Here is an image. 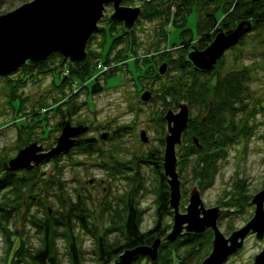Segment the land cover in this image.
Segmentation results:
<instances>
[{"label": "rangeland", "instance_id": "1", "mask_svg": "<svg viewBox=\"0 0 264 264\" xmlns=\"http://www.w3.org/2000/svg\"><path fill=\"white\" fill-rule=\"evenodd\" d=\"M28 1L31 0H0V15ZM204 1L197 0L194 10L186 15L185 28L190 29L194 37L197 35L194 12L198 16ZM222 2L223 0H217V5ZM125 5L141 6L143 12L147 9L144 0H128ZM111 10V4H106L104 15L98 23L104 27L101 30L104 32V41L99 31L91 37L86 48V68L93 70L90 75L85 73L75 76L78 72L72 73V65L65 59L63 67L59 68L57 65L62 61V55L54 53L43 66H21L7 80L0 79V178L3 175L2 162L14 157L29 143L33 142L35 148L42 147L35 150V153L44 152V147L47 150L54 147L61 132L60 123L66 118H69L70 126H87L83 133L75 137L82 140L95 138L94 148L101 151L90 153L87 146L81 144L51 158L53 160L39 163L33 173L36 176L35 183L37 182L35 194L45 208L54 209L50 212L53 215L57 214L59 200H66L67 193L71 197L79 193L91 209L86 219L95 225L99 233H102L103 225L108 221L106 213H103L105 205L109 203L116 206L125 190L135 186L142 188L138 193L141 229L147 230L155 225L157 173L154 164L140 163L138 159L143 158L148 150L158 148L162 132L166 130V126L161 125L155 113L162 108L163 100L160 96L166 85L172 83L176 86L182 76L179 68L174 66L165 77L157 79V63L162 57L171 59L172 55H175L173 63H179V52L173 45L186 39L179 36L181 28L166 26L168 46L165 48L169 49L165 51L164 48L162 56H156L152 54L156 50L152 46L158 34V22L140 17L133 34L123 37L122 28L111 25L108 21ZM241 19L243 15L240 14L231 25L234 26ZM123 39L134 42L137 49L135 56L132 50L127 49L125 53H115L120 48L118 43ZM191 41L195 43V40ZM110 44L117 47L106 57ZM230 70L247 72L249 98L246 110L238 117L235 131L231 133L233 141L227 146V158L218 162L216 174L209 178L208 172L204 171L195 184H192L187 168L180 176L181 161L178 159L186 160L193 146L189 128L186 139L176 148L177 156L180 157L177 159L176 170L182 183L179 210L183 212L188 204L190 190L197 186L205 207L233 209L228 210L229 214L226 211L217 220L219 229L226 237L253 216L254 204L250 200L258 191L264 189V26L251 30L242 42L225 51L216 69L209 73L212 78L211 86L216 74ZM64 78H68L67 82H64ZM144 88L152 90L155 100L145 104L140 102L139 94ZM178 97L179 93L175 88L174 95L169 96L168 101H177ZM141 130L146 132V142L140 139ZM104 133L108 134L106 138L102 137ZM134 156L137 161L132 159ZM136 163L140 166L137 167ZM118 165L125 167L119 169ZM20 171L22 170L16 172ZM137 173L139 177L134 180ZM22 194L27 198L34 192L25 189ZM230 204L234 206L230 207ZM161 224L162 227L167 226V232L170 231L171 209L170 213L162 217ZM20 227L21 222H18L16 228ZM75 230L82 238L84 263L90 264L93 257V239L79 225ZM28 233L33 234L34 231L30 229ZM254 237V234L248 233L242 248L228 257L223 264H250L253 252L257 248L256 252H259L264 245V238L257 244ZM32 238L36 243L35 237ZM160 238L161 243L164 242V237ZM212 238L213 234L207 232L201 240H195L197 243L203 241L204 247L197 257L198 260L195 258L190 264H200L209 254ZM173 242L165 243H172L174 246L176 242ZM58 245L61 258L65 260L68 257L65 253V242L59 240ZM3 248L0 230V264H3Z\"/></svg>", "mask_w": 264, "mask_h": 264}, {"label": "trees", "instance_id": "2", "mask_svg": "<svg viewBox=\"0 0 264 264\" xmlns=\"http://www.w3.org/2000/svg\"><path fill=\"white\" fill-rule=\"evenodd\" d=\"M196 1L144 0L147 9L141 17L159 23V33L164 34L163 39L159 38L162 42L167 40L165 28L168 24L181 28L179 36L182 38L186 31L183 29L186 24V15L191 12ZM240 14L243 15L241 20L251 23L252 29L262 28L264 26V0L256 3L250 0H223L220 5H217V0H205L204 9L199 13L196 25L197 34L201 35V39H198L199 47L207 46L210 41L209 31L221 16L222 21L231 23L237 20ZM102 31L100 33L103 36L102 41H104V32ZM101 46L103 47V45ZM112 50L113 46L110 44L106 57H109ZM64 59L68 60L62 55V61L57 65L59 68L63 67ZM177 61L180 62L176 65L173 63V67L177 66L182 76L176 86L170 83L164 87L160 96V99L163 100L162 108L156 110L155 113L161 125L164 126L166 122L163 117L167 109H176L181 102L187 103L190 111L187 129L189 128L190 133L192 132L191 134L197 138L201 150L190 138L193 146L189 150L186 160L178 159L181 161L179 174L182 176V171L187 168L192 184H195L202 177L204 171H207L210 175L209 178H212L217 172L218 162L227 158V146L233 141L231 133L235 131L238 117L247 107L248 74L245 70L218 73L211 86L212 78H210L209 72L200 74L188 69L186 65L183 66L184 63L187 65L190 63L185 59V53L180 51ZM44 64L45 61L37 65L43 66ZM87 64L86 60L75 76H82L85 73L90 75L93 70L86 68ZM33 66L24 64L22 67ZM170 71L171 68L161 76L156 70V78L165 77ZM67 80L68 78H64V82ZM175 88L179 93L178 100L169 102V96L174 95ZM81 144H85L84 146H87L90 153L101 151L94 148L95 145L90 138L80 140L79 143L76 140V144L71 148L81 146ZM161 153V147L155 148L148 150L144 153L143 158L138 159L140 163L154 164L157 173V220L155 225L147 230L141 229V208L138 193L142 188L135 186L130 190H125L116 206L113 207L109 203L105 205L103 213H106L108 221L103 225L102 233H99L95 225L86 219L89 217L91 209L79 193L74 197L67 193L66 200H59L56 206L57 214L52 215L50 212L54 209L45 208L40 198L35 194L37 182L35 183L36 176L33 173L36 172L37 165L31 169H19L22 171L17 173V170L7 171L3 164L8 159L4 160L2 162L3 175L0 178V230L4 246L3 264H85L81 248L82 238L75 230L77 225L93 239V257L90 264H190L193 259L198 260L197 257L204 244L203 241L197 243L195 240H199L203 234L182 236L177 239L178 241H174L176 242L174 246L172 243L162 242L155 261H150L147 256L141 254L133 255L126 260L120 259V255L124 251L150 245L154 239L164 237L168 230L167 226L162 227L161 224L162 217L170 213L168 207L169 189L161 171ZM51 158L53 157L44 158L39 163L53 160ZM136 158L134 156L132 159ZM118 166L121 169L123 165ZM136 166L140 165L136 163ZM118 168L116 169L118 170ZM138 177L139 174H135L134 180H137ZM25 189H31L34 194L24 198L22 193ZM229 206L233 207L234 204ZM229 213V211L226 212V214ZM18 222H21L19 229L16 228ZM26 228L27 230H25ZM30 229L34 231L33 234L28 233ZM32 237H35L36 243ZM59 240L65 242V253L68 256L65 260L61 258Z\"/></svg>", "mask_w": 264, "mask_h": 264}, {"label": "water", "instance_id": "3", "mask_svg": "<svg viewBox=\"0 0 264 264\" xmlns=\"http://www.w3.org/2000/svg\"><path fill=\"white\" fill-rule=\"evenodd\" d=\"M124 0H31L15 9L0 15V79H6L24 64L37 65L46 61L52 54L60 53L68 59L73 71L78 72L87 60L86 46L94 33L104 27L98 24L106 4H112L113 13L108 16L111 22H123L125 33L130 32L141 14L139 6H125ZM259 2L260 0H250ZM249 21H240L234 29L226 32L216 31L213 40L204 49H191L185 59L194 66V71L213 69L224 51L236 45L239 39L251 29ZM167 64L159 65L157 72L163 76ZM152 98L149 90L140 94V100L147 102ZM166 130L164 135V153L162 157L163 176L169 189L168 207L172 210V225L163 238L170 243L182 235L191 233L201 235L205 230L213 231L211 250L200 264H223L229 256L237 253L245 236L252 232L254 240L261 243L264 237V189L258 191L250 200L254 204L253 216L243 226L225 236L217 225L219 217L229 208L219 206L205 207L197 186L192 187L188 196L185 212L179 211L181 200V180L176 170L177 155L175 146L181 143V135L189 120L187 103L181 102L177 112L168 109L164 115ZM87 126H70L66 119L61 123V132L56 144L49 150L35 153L42 147L29 143L3 164L7 171L31 169L48 157H55L68 152L76 144L75 136L83 133ZM140 139L147 141L145 130H141ZM193 142L199 146L197 138ZM200 147V146H199ZM161 238H156L150 245L138 246L126 250L120 255L126 260L133 255L147 256L150 261L157 259ZM258 249V248H257ZM256 249V250H257ZM252 254L250 264H264V245L259 252Z\"/></svg>", "mask_w": 264, "mask_h": 264}, {"label": "flooded vegetation", "instance_id": "4", "mask_svg": "<svg viewBox=\"0 0 264 264\" xmlns=\"http://www.w3.org/2000/svg\"><path fill=\"white\" fill-rule=\"evenodd\" d=\"M128 0H124L121 4L122 5H125V2H127ZM205 2V1H204ZM252 2V1H251ZM125 6H127V5H125ZM111 7H112V10H111V12H110V14L109 15H111L112 13H113V6H112V4H111ZM139 7H141V6H139ZM194 8H195V6L193 7V9L192 10H194ZM204 9V3L202 4V6H201V8L199 9V12H198V16H197V12L195 11L194 13L196 14V18H195V25H197V22H198V19H199V13L201 12V10H203ZM191 10V11H192ZM142 13H143V8L141 7V14H140V16H139V18L141 17V15H142ZM139 18L135 21V24H134V26H133V28H132V30L130 31V32H127V33H125V31H124V29H123V22H121V21H114V22H111V21H109V23L111 24V25H119L121 28H122V32L124 33V36L123 37H127V35H131V34H133V32L135 31V29H136V26H137V24H138V20H139ZM221 18H222V16L220 17V19H218V21H217V23L215 24V26L212 28V30H210L209 31V35H210V41L208 42V44H210L211 43V41L213 40V37H214V35H215V33H216V31H219V30H221V31H223V32H226V31H228V30H230V29H234L235 27H236V25L239 23H236L234 26H231V23H228L227 21H222L221 20ZM242 21V20H241ZM167 27L168 26H172L171 24H168V25H166ZM185 26H186V24L184 25V27H183V29L184 30H186L185 31V35H184V37H186V39L184 38V40L182 41L181 40V42L180 43H178V44H174L173 45V47H177V50H178V52H183V53H185V55H186V53L189 51V50H191V49H199V50H202V49H204V48H200L199 47V44H198V39H201V35H199V34H197L196 35V37H194L193 35H192V33H191V30L190 29H186L185 28ZM157 30H158V34L156 35V41H155V43L153 44V46H152V49H156L155 51H153L152 52V54H155L156 56L158 55V56H162V54H163V52H164V48L165 47H167L168 46V40H166V42H162L161 41V39H159V38H164L163 36H164V34L163 33H159V31H160V26H159V23H158V25H157ZM182 30V29H181ZM251 30H254V29H252V27H251V29L249 30V31H247L240 39H239V41H238V43L237 44H239L240 42H242V40H243V38L251 31ZM165 33H168V31H167V29H166V32ZM95 34L96 33H94L93 34V36L92 37H94L95 36ZM167 35V34H166ZM135 40V39H134ZM191 40H195V43H192V41ZM132 41V40H131ZM180 41V40H179ZM178 41V42H179ZM134 43V42H133ZM88 44V43H87ZM207 44V45H208ZM236 44V45H237ZM118 45H119V47L120 48H118L117 49V51L115 52V53H125L126 52V49H127V51H129V50H132V54L135 56L136 55V53H137V49H134L135 48V45L134 44H132L130 41L129 42H127V40L125 39H123V40H121L119 43H118ZM134 45V46H133ZM236 45H234V46H236ZM234 46H232V47H234ZM114 47H117V46H115V45H113V50H114ZM134 47V48H133ZM232 47H230V48H232ZM230 48H228V49H230ZM122 49V50H121ZM166 49H169V48H165V51H166ZM228 49H226L225 51H227ZM112 50V51H113ZM120 51V52H119ZM225 51H224V53H225ZM224 53H223V55H224ZM148 54V53H147ZM147 54H144V55H147ZM178 54V53H177ZM118 55H120V54H118ZM127 55V54H126ZM223 55L217 60V62L215 63V65H214V67H213V69H211V70H209V71H205V72H212L213 70H215L216 69V67H217V65H218V63L220 62V60L222 59V57H223ZM121 56H123V57H125L124 56V54H121ZM155 56V57H156ZM175 55H172L171 56V59L170 58H161L159 61H158V67H159V65L161 64V63H163V62H166V64H167V70L168 69H172L173 68V57H174ZM189 62V61H188ZM184 65H186V67H188V69H192V70H194V66L191 64V63H189L188 65L186 64V63H184L183 64V66ZM158 67H157V69H158ZM175 67H177V66H175ZM166 70V71H167ZM195 72H197V73H203L202 71H195ZM145 90H149L150 91V93H151V95H152V98L149 100V101H147V102H142L141 100H140V96H139V100H140V102L141 103H143V104H145V103H148V102H150V101H153V99H154V95H153V93H152V90L151 89H148V88H144V89H142L141 90V92H140V94L143 92V91H145ZM139 94V95H140ZM178 109H179V106L176 108V109H171L173 112H177L178 111ZM164 118V117H163ZM67 119V118H66ZM65 119V120H66ZM69 119V118H68ZM189 119H190V111H189ZM62 123V122H61ZM188 123H189V120H188ZM188 123H187V126H188ZM165 126H166V123L164 124ZM187 126H186V128H185V130L182 132V135H181V143L180 144H182L183 142H184V140L186 139V137H187V134H186V130H187ZM60 129H61V124H60ZM164 132V131H163ZM162 132V136L160 137V140H159V142H163V143H161V144H159V146H158V148L159 147H161V151H162V153H161V160H160V162H161V166H162V157H163V153H164V146H165V143H164V135H165V132L163 133ZM107 133H104L103 135H102V137H104V138H106L107 137ZM193 137H194V135L193 134H191V136H190V138L192 139V141H193ZM76 138V137H75ZM89 139V138H88ZM90 139H92V141H93V144L95 145V138H90ZM76 140H77V143H79L80 142V140L82 141V139H80V137H78V138H76ZM194 143V142H193ZM180 144H177L176 146H175V150H176V148H177V146H179ZM195 144V143H194ZM196 145V144H195ZM196 147L198 148V149H200L201 150V148L199 147V146H197L196 145ZM73 148H76V146H74ZM44 150L46 151L47 150V148H45L44 147ZM176 155H177V153H176ZM179 156H177V158H178ZM124 166V165H123ZM125 167V166H124ZM165 180H166V178H165ZM181 180V179H180ZM167 183V182H166ZM181 185H182V183H181ZM182 187V186H181ZM172 211V210H171ZM180 211V210H179ZM181 212V211H180ZM183 212H185V208H184V210H183ZM182 212V213H183ZM234 231V230H233ZM207 232H211L212 234H213V231L211 230V229H207V230H205L204 231V233H202V234H205V233H207ZM249 233H252V232H249ZM191 234H193V233H191ZM201 234V235H202ZM252 234H254V233H252ZM185 236V235H184ZM229 236V235H228ZM254 236H255V234H254ZM264 238V237H263ZM212 240V239H211ZM243 242H244V240H243ZM161 244V243H160ZM160 246V245H159ZM159 248V247H158ZM242 248V247H241ZM211 250V249H210ZM230 257V256H229Z\"/></svg>", "mask_w": 264, "mask_h": 264}]
</instances>
